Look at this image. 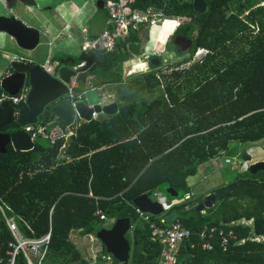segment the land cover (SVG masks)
I'll list each match as a JSON object with an SVG mask.
<instances>
[{
    "label": "trees",
    "instance_id": "trees-1",
    "mask_svg": "<svg viewBox=\"0 0 264 264\" xmlns=\"http://www.w3.org/2000/svg\"><path fill=\"white\" fill-rule=\"evenodd\" d=\"M205 1V12L198 13L191 0H125L128 12L151 8L163 18L186 19L173 33L191 38L192 50L167 72L159 69L161 63H150L146 72L123 78V62L143 52L140 34L147 33L148 23L130 27L110 52L96 48L51 58L53 73L62 66L77 67L78 93L84 92L88 76L94 88L115 85L118 112L78 122L66 141L51 145L36 139L29 151L7 144L0 153V201L10 208L7 214L16 217L26 236L39 237L51 229L45 264H90L70 234L95 237L105 220L112 225L121 218L133 225L126 234L132 245L127 264H156L160 245L149 240L148 223L132 204L135 197L155 191L166 197L165 222L176 219L193 231L180 245L175 264H264V239L251 240L264 238V172L246 169L213 189L209 194L215 201L202 211L196 206L205 195L192 198L187 184L201 164L230 154V143L264 140V0ZM97 11L105 24L106 11ZM198 47L209 53L182 66ZM85 62L87 70L79 72ZM149 95L155 96L147 99ZM16 107L18 113L27 109L22 101ZM52 121L64 126L47 108L38 117V123ZM19 129L13 122L0 132ZM239 156L249 159L243 152ZM168 187L178 195L167 194ZM152 220L160 225L159 216ZM207 227L232 229L244 242L226 251L217 245L213 250L191 249L195 233ZM10 240L0 217V247L4 250ZM101 247L96 264H105L102 256L108 255ZM20 263L26 264L21 258Z\"/></svg>",
    "mask_w": 264,
    "mask_h": 264
},
{
    "label": "water",
    "instance_id": "water-1",
    "mask_svg": "<svg viewBox=\"0 0 264 264\" xmlns=\"http://www.w3.org/2000/svg\"><path fill=\"white\" fill-rule=\"evenodd\" d=\"M40 2L42 0H11L9 4H4L5 6L0 11V32L5 33L13 41L14 51L18 52L17 54L11 52L9 45L2 44L4 50L0 51L1 93L14 96L24 91L22 102L27 108L24 112L18 113L16 105L12 104L10 99L0 100V130L13 122L20 128L12 133L0 132V153L5 152L7 144L18 151L33 149L34 142L21 128L25 125L36 124L38 117L46 108L67 128L74 125L78 120L84 122L92 120L93 113L96 114V119H102L118 112L116 102L103 103V100L90 107L85 101H77L73 105L71 104L69 97L66 95V84L69 83L71 77L77 76V69L62 66L57 69L55 74H50L43 69L42 65H29L23 59H19L21 57L19 53L32 52L39 45L41 32L17 18L14 12L19 11L23 16L32 17L41 22L37 12H34L39 7ZM191 2L195 12H205V0H191ZM96 7L103 9V1L96 0ZM156 12L162 14L161 11ZM177 39L178 37L175 38V40ZM187 41L191 42L190 39ZM151 64L157 66L159 59L154 57ZM88 66V62L83 63L79 68V72L86 71ZM247 170L250 174H255L258 171L264 172V160L251 163ZM165 192L171 197L178 195L171 187L166 188ZM214 201V195L208 194L201 203L197 204L196 210L202 211L204 208L211 207ZM132 204L140 212L149 213L153 216H161L165 211V207L158 201L152 200L148 194L135 197ZM130 230V220L121 218L117 219L110 228L98 230L95 237L104 246L106 254L113 257L120 264H127L130 260L132 245L126 234Z\"/></svg>",
    "mask_w": 264,
    "mask_h": 264
},
{
    "label": "built area",
    "instance_id": "built-area-1",
    "mask_svg": "<svg viewBox=\"0 0 264 264\" xmlns=\"http://www.w3.org/2000/svg\"><path fill=\"white\" fill-rule=\"evenodd\" d=\"M102 1L103 9L107 13L106 26L101 30L100 34L93 39L84 35V41L81 43V51H89L98 48L110 52L115 47L116 39L120 35L126 34L130 27H137L138 24L148 22L152 24L154 21L152 17L154 15L161 16V14L151 8H148L145 11L134 10L128 12L124 5L125 0ZM179 18L182 19L183 17L178 16L171 18L174 21L171 34H173L174 30L180 25ZM85 33L86 30H83V34ZM208 53L209 50L207 48H196L192 54V63L200 62ZM152 54L156 53L153 52ZM19 59L22 60L23 58L19 57ZM50 60L51 59L47 57L42 64V67L45 71L51 74L53 73V70ZM73 68L77 69V67ZM66 87V95L69 97L72 105L77 101H84L85 92H76L78 87L76 77H71L69 83L66 84ZM23 95L24 91L14 96H7L5 93H1L0 100L8 98L12 104L17 105L22 101ZM88 106L90 107L91 105ZM92 117L93 119H96V114L93 113ZM74 125L67 128L58 122L52 121L44 124L37 122L36 124L25 125L21 129L29 135L32 142H35L36 139H43L53 145L60 140L66 141L70 136L74 135ZM149 197L152 200L161 203L165 209L168 208L166 205V197H164L163 192L155 191ZM8 210H10V208L0 201V217L4 220L12 237V240L7 243V247L4 250L0 247V264H21L20 258L24 260L26 264H45L51 238V229L49 228L45 234L39 237L26 236L18 227L16 217L7 214L6 211ZM135 210L138 213L139 218L143 222L148 223L150 229L149 240L160 245V254L157 258L156 264H175L180 245L185 240H190L193 236V231L185 228L181 222L176 219L170 222H165V219L162 216H159V225L156 221L152 220L153 215L142 213L137 208H135ZM95 215H99L100 219H105L103 215H100L99 211H96ZM111 223L112 220H105V224H110V227L112 226ZM238 223L250 225L251 221L240 220ZM105 224L104 228H106ZM132 229L133 225H131V230ZM195 236V241L190 245V248L194 250H213L215 245H217L221 251H226L231 245L244 242V238L238 239L232 229L226 230L217 227L203 228L195 233ZM87 237L90 239L94 238V236L90 234L87 235ZM263 239L264 238L260 236H253L251 238V240L254 241H261ZM102 258L105 263L110 259V256H102Z\"/></svg>",
    "mask_w": 264,
    "mask_h": 264
},
{
    "label": "rangeland",
    "instance_id": "rangeland-1",
    "mask_svg": "<svg viewBox=\"0 0 264 264\" xmlns=\"http://www.w3.org/2000/svg\"><path fill=\"white\" fill-rule=\"evenodd\" d=\"M60 2H62V0H48L47 5L50 7V9L46 10V12H49L51 15L57 14L60 11L58 10ZM73 6L80 7L82 13L86 17L88 16L89 19L85 20L86 22L93 24L95 22L103 21L102 13L97 11L96 0H73L72 4H70V7ZM0 8H2L1 5ZM160 17V15H154L152 19L155 21H153L152 24L148 22V25H150L148 26V30H146L147 33L142 32L140 34L142 38L141 48L142 51L144 48L146 49L147 55L145 57L142 54L139 56H133L123 62L122 75L125 76V79L134 74L146 72L150 68L151 62L149 59L154 56V54H152V48H154L155 53L160 58L161 67L159 69H161L163 73L169 71V68L167 69V67H172L174 64L183 61L189 56L176 53L174 46L170 41L172 36L170 31L173 29L172 27L174 25L173 19ZM179 20L180 25L183 21H186L184 18H179ZM83 24L84 22L75 23L78 34L80 33V28ZM77 35H75L76 37L69 38L67 32L64 31L60 39V42L64 44V47L59 48L55 46H49L51 48L52 54H76L81 45ZM47 38L51 39V36L48 35ZM46 55L47 53L44 52L41 57L42 61H44ZM192 62V57H190L189 63ZM188 65L189 64H185L182 66L185 67ZM115 89V85L103 86L97 90L85 88L84 101L91 106L96 103H100L103 100V103L117 101V95L114 92ZM108 94H112L113 96L108 97ZM155 95H149L146 96V98L151 99ZM78 122H80V120L76 121L75 125L78 124ZM229 148L231 149L230 154H223L212 161H208L206 164H202V166H199L198 168L197 175L194 178H190L188 180L190 195L192 198L197 199L202 197L206 191H212L219 186L233 181L239 174L243 173L251 163L264 160V140H260L255 143L232 142L230 143ZM242 152L249 156L248 160H244L239 156V154ZM105 227L108 229L110 224H105ZM70 237L72 242L79 249L80 255L83 257V259L92 261L93 258L97 259L98 255L101 254L102 247L100 241L96 237L90 239L87 236L78 235L75 231L70 234ZM105 263L112 264V259L110 258Z\"/></svg>",
    "mask_w": 264,
    "mask_h": 264
},
{
    "label": "crops",
    "instance_id": "crops-1",
    "mask_svg": "<svg viewBox=\"0 0 264 264\" xmlns=\"http://www.w3.org/2000/svg\"><path fill=\"white\" fill-rule=\"evenodd\" d=\"M47 1L48 0H42V2H40V4H39V7H37L36 10L33 9L34 12H37L38 16L41 19V22L36 21L32 17L30 18L27 16H23L21 14V12H19V11L14 12V14L17 18L22 20L27 25L33 26V27L39 29L41 32V38H40L39 45L32 52L19 53V56H21L22 58H27L29 61L32 62V65H36V66L42 65L44 63L46 57H49L51 59L55 55V54H52L51 48L49 46H51V47L55 46V47H59V48L64 47V44L62 42H60L61 36L63 35L64 31L67 32V35L69 38L76 37L75 35L78 34L77 29L75 27L76 22H79V23L84 22V24L81 25L80 33L77 35L79 38L80 44L83 41L84 35H86L88 38L93 37V36H98L100 34L101 30L106 26V23L104 24L102 21L95 22L93 24L86 22L85 20H88L89 18H88V16L86 17L82 13L80 7H76V6L70 7V4H72L73 0H62V2H60L59 7H58V10H60V11L57 14L51 15V14H49V12H46V10L50 9V7L47 5ZM0 5L2 6V8H0V11H1L3 9V7L5 6L3 0H0ZM83 30H86L85 34H83ZM48 35L51 36V39L47 38ZM158 37H159V35H158ZM3 43L9 45V47L11 48V50H10L11 52H14L16 54L18 53V52L14 51L15 46H14L13 41L5 33L0 32V51L4 50L2 47ZM153 47H154V45H153ZM80 51H81V45H80L79 50L77 51L76 54H78ZM44 52L47 53V55H46L44 61H42L41 57H42ZM153 52H155L154 48H152V53ZM142 55H144V57L147 55L145 48L143 49ZM123 78H125L124 75H123ZM91 79H92L91 76H88L85 79V83H84L85 87L93 89V90L100 89V88H94L91 86V84H90ZM83 91H85V89ZM110 96L112 97L113 95L110 94L108 97H110ZM214 159H211L209 161H212ZM207 162L208 161H206L204 163L206 164ZM200 166H202V164ZM197 173H198V169H197ZM197 173L195 175L187 178V184H188V180L190 178H194L197 175ZM188 186H189V184H188ZM209 192L210 191H206L204 193V195L205 196L208 195ZM70 239H71V237H70ZM89 262H90V264H96L95 258H93V260L89 261Z\"/></svg>",
    "mask_w": 264,
    "mask_h": 264
},
{
    "label": "flooded vegetation",
    "instance_id": "flooded-vegetation-1",
    "mask_svg": "<svg viewBox=\"0 0 264 264\" xmlns=\"http://www.w3.org/2000/svg\"><path fill=\"white\" fill-rule=\"evenodd\" d=\"M4 1V4H9V2H11V0H3ZM178 37L177 40H175V38ZM190 39L191 42L189 43L187 40ZM171 43L173 44L174 46V49L176 51V53L178 54H185V55H189L190 54V51L192 50V39L191 38H188L182 34H179V33H173L172 36H171V39H170ZM154 57H157L159 59V63H161L160 61V58L157 56V54H154V56H152L149 60L151 62V60L154 58ZM23 61H25L26 63H28L29 65H32V62L27 60V58H23ZM185 64H191L188 62L186 63H182L181 65H185Z\"/></svg>",
    "mask_w": 264,
    "mask_h": 264
},
{
    "label": "bare ground",
    "instance_id": "bare-ground-1",
    "mask_svg": "<svg viewBox=\"0 0 264 264\" xmlns=\"http://www.w3.org/2000/svg\"><path fill=\"white\" fill-rule=\"evenodd\" d=\"M92 95V94H91Z\"/></svg>",
    "mask_w": 264,
    "mask_h": 264
}]
</instances>
